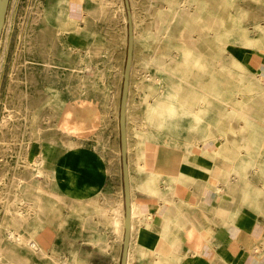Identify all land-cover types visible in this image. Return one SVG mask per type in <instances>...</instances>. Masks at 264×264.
I'll return each mask as SVG.
<instances>
[{
  "label": "crops",
  "instance_id": "1",
  "mask_svg": "<svg viewBox=\"0 0 264 264\" xmlns=\"http://www.w3.org/2000/svg\"><path fill=\"white\" fill-rule=\"evenodd\" d=\"M59 1L46 0L43 10L55 8ZM86 7L91 8L87 0H69V17L82 22ZM194 33L193 38L199 32ZM44 35L54 41L46 31ZM195 43L196 38L189 59L197 67L199 58L195 54L201 53ZM102 46L115 51L118 62L112 61L109 68L108 61L102 59L100 63L97 56L94 102L77 99V89L84 87L88 78L83 68L54 65V81L69 91L61 111L68 129L60 134L62 142L57 140L40 155L46 158V179L38 186L37 179L34 182V187L40 188L35 199L40 207L34 209L30 235L40 244V260L48 264L122 261L126 219L120 134L124 38L107 39ZM223 51L224 63L230 69V89L240 92L244 112L234 114L228 110L210 117L219 120L224 116L227 125L246 126L243 120L250 116L249 110L264 107V49L232 37ZM158 56L153 58L159 62L155 63L158 68L144 71L159 82L149 84L152 88L134 80L139 73L136 59L134 74H130L126 131L132 195L127 264H264V150L258 148L263 136L240 131L236 134L223 127L201 133L198 98L200 92H209L215 86L202 85L204 79L197 83L178 73L174 76L172 69L169 78L167 68L162 74L164 59ZM211 60L216 62L214 57ZM172 83L180 85L178 93L194 98L192 104L184 109L174 98V112L157 114V97ZM208 107L206 102L202 108ZM244 139L255 140V149L248 152L243 148Z\"/></svg>",
  "mask_w": 264,
  "mask_h": 264
},
{
  "label": "rangeland",
  "instance_id": "2",
  "mask_svg": "<svg viewBox=\"0 0 264 264\" xmlns=\"http://www.w3.org/2000/svg\"><path fill=\"white\" fill-rule=\"evenodd\" d=\"M87 1L91 8L86 7V16L82 22L79 21L81 28H85L84 37L77 36L74 29L63 30L60 28V24L69 15V0H60L55 8L48 11L43 10L46 0H11L10 2L0 44L1 264H7V259L3 253L11 248L17 250L23 257L22 264H48L41 261L39 255L34 253L29 246L17 245L11 240L9 233L10 231L18 232L24 238L30 237L32 234L34 210H31L30 205L35 202L39 192L34 187L33 182L38 178L36 182L38 186L41 180L46 179L43 176H37L32 180V172L34 171L32 165L48 147L53 146L55 142H62L60 140L62 131L58 129L54 116L59 110L60 112L63 110L68 92L64 86L54 81V65L75 64L83 68L87 75L89 74L85 86L77 89L78 93L76 92L77 99L82 102L86 100L95 101L96 71L94 70L97 56L100 63L102 59L108 61L109 68L112 67V61L118 62L116 60L117 53L102 46L107 39L117 41L120 37L124 38L125 47L122 60V65L124 63L122 70H124L128 45L125 1ZM230 1L130 0L138 37L133 60L135 65L136 59V70H139V73L137 78L134 77V80L138 79V83L141 85L159 83L154 81L149 72H144L155 67L158 68L155 63L159 64V62L153 61V58L159 57L158 55L164 58L162 63L164 64L163 68L168 70L167 76L172 77L171 69L176 62L178 53L186 47V26L190 25L191 20H198L199 8L202 19L208 16L223 17L224 30L230 31L240 28L244 30L252 26V29L247 30L250 40L255 41L256 38L251 37L252 33L257 37V33L254 32L255 27L260 25L264 27V0ZM211 8L214 10L212 11ZM187 11L191 12L192 15H189ZM44 31L58 43L49 40L44 35ZM232 37H238L245 43L237 32H231L228 40L231 41ZM212 38L213 35L211 34L204 35L199 32L195 43L196 50L201 53V57L204 59L201 62L205 69L202 85L215 86V89H211L209 92H200L201 96H207L211 101V104H208V109L203 113L204 115L202 114L198 120L200 131L223 127L229 129L230 132H237L239 126L227 125L224 122V117L220 118L219 121L210 117L215 113H228V110L234 114H239V111L244 109V104L239 100L241 95L238 89L237 91L230 89V69L224 63L226 58L223 55L222 43L214 40V38L212 40ZM237 41L233 39V42L237 43ZM82 45L91 46L93 50L99 49L101 46L103 50L90 59L83 58L85 47H80ZM212 57L216 58V62L211 61ZM214 71L216 72L213 73ZM143 95L146 98L148 94ZM249 112H251L250 116L243 121L247 122V127L249 125V131L253 136L258 133L264 138V107L259 110L251 108ZM258 148L264 150V140L258 141ZM18 208H22L26 213L28 210L30 211L25 219L19 220L16 217Z\"/></svg>",
  "mask_w": 264,
  "mask_h": 264
},
{
  "label": "bare ground",
  "instance_id": "3",
  "mask_svg": "<svg viewBox=\"0 0 264 264\" xmlns=\"http://www.w3.org/2000/svg\"><path fill=\"white\" fill-rule=\"evenodd\" d=\"M121 1V0H120ZM198 1V0H197ZM225 1V0H224ZM230 1V0H229ZM167 2V1H166ZM204 2V1H203ZM231 2V1H230ZM122 3V2H121ZM200 3H202V2H200ZM133 4V3H132ZM199 4V3H198ZM197 5V4H196ZM224 5H225V3H224ZM134 6H135V4H134ZM199 6V5H198ZM235 6V5H234ZM194 7V6H193ZM200 7V6H199ZM123 8V7H122ZM186 8V7H185ZM209 8H210V6H209ZM196 9V8H195ZM195 9H194V11H195ZM184 10V9H183ZM211 10H212V8H211ZM214 10V9H213ZM212 10V11H213ZM220 10V9H219ZM137 11V10H136ZM171 11V10H170ZM169 11V12H170ZM186 11V10H185ZM184 11V12H185ZM193 11V10H192ZM217 12H218V10H216ZM223 11V10H222ZM160 12H163V11H160ZM168 12V13H169ZM227 12V11H226ZM226 12H224V13H226ZM187 13H189L188 11H187ZM191 13V12H190ZM189 13V15H192V13L190 14ZM195 13V12H194ZM184 14V13H183ZM239 14V13H238ZM138 15V14H137ZM187 15V14H186ZM220 15H221V13H220ZM134 16V15H133ZM188 16V15H187ZM100 17V16H99ZM138 18V17H137ZM197 18H198V20L197 21H193V20H191V23H190V25L186 28L187 30H186V38H185V43H186V48H184L181 52H179L178 54V57H177V59H176V62H175V64H174V66H173V68H172V74H174V76L176 75L175 73H178V74H180V76H182L183 78H185V79H187V80H193V81H197V83L199 82V83H202V81H203V79L205 78V69L203 68V65L201 64V62L204 60L202 57H201V55H197V54H195L196 56H197V58H199V61L197 62V67H195L194 66V64L195 63H193L190 59L192 58L191 57V55H189V53H190V51H189V49H190V47L192 48L193 47V45H194V42H195V38H193V33L194 32H202L204 35H206V34H211V35H213V38H214V40H217V41H219L220 43H222V50H224V45H226V44H228V42H229V40H228V37L230 36V33L231 32H237L238 34H239V36H241L243 39H244V41H245V43H248V44H250V43H252V44H257L259 47H261L262 49H264V27H262L261 25L258 27V26H256L255 27V29H254V32H256L257 33V38L255 39V41H253V40H250V35L248 34V30L247 29H237V30H233V29H231L230 31H227V30H224V24H225V22H224V19H222V18H220V17H214V16H208L207 18H204V19H202V17H201V14H200V8L198 9V16H197ZM123 19H125V18H123ZM187 19H189V18H187ZM195 19V18H194ZM187 21V20H186ZM193 21V22H192ZM133 22H134V17H133ZM139 22V21H138ZM181 22H183L182 20H181ZM189 22V21H188ZM187 22V23H188ZM202 22V23H201ZM162 23V22H161ZM139 24V23H138ZM189 24V23H188ZM136 25H137V23H136ZM233 25V24H232ZM231 25V26H232ZM172 26V25H171ZM60 28L61 29H63V30H67V29H74L75 31H76V35L77 36H79V37H84V31H85V28H81V25H80V23H79V21L78 20H74V19H71L70 17H69V15L67 16V18L65 19V21L63 22V23H61L60 24ZM184 28H185V26H184ZM171 29V28H170ZM226 29V28H225ZM138 30V29H137ZM182 30V29H181ZM139 31V30H138ZM167 31H168V29H167ZM227 31V32H226ZM180 32V31H179ZM194 34H196V33H194ZM171 36V35H170ZM198 38V37H197ZM209 38V37H208ZM213 38H212V40H213ZM183 41H184V39H183ZM137 42H138V37H137V31H136V29H135V23H134V51H133V59H134V53H135V50H136V46H137ZM200 43V42H199ZM209 43H211V42H209ZM93 44V43H92ZM96 44V43H95ZM215 44V43H214ZM213 45V44H212ZM187 47H189V48H187ZM212 47V46H211ZM251 47V46H250ZM213 49V48H212ZM103 50V48L100 46V48L99 49H97L96 48V50H93V48L91 47V46H85V55H82V57L84 58V57H87L88 59H90V58H92V57H94L95 55H97L98 53H100L101 51ZM194 50V49H193ZM210 50V49H209ZM180 51V50H179ZM217 53V52H216ZM194 55V57H196ZM224 55V54H223ZM222 55V56H223ZM193 56V55H192ZM222 56H221V58H222ZM229 57H231V56H229ZM190 58V59H189ZM210 58V57H209ZM164 59V58H163ZM231 59V58H230ZM239 59V58H238ZM84 60V59H83ZM158 60V59H157ZM226 60V59H225ZM87 61V60H86ZM211 61H213V60H211ZM219 61H221V60H219ZM158 62V61H157ZM218 62V61H217ZM209 64H210V62H209ZM228 64H230V63H228ZM83 65V64H82ZM94 65V64H93ZM169 66H171L170 64H168ZM81 66V65H80ZM159 66V65H158ZM223 66V65H222ZM221 66V67H222ZM226 66H229V65H226ZM86 67V66H85ZM164 67V64H163V66H162V68ZM165 67H166V65H165ZM76 68V67H75ZM78 68V67H77ZM90 68V67H89ZM88 69V68H87ZM134 69H135V65H134V60L132 61V65H131V77H132V75H133V73H134ZM73 70V69H72ZM82 70V69H81ZM164 71H165V69H163ZM74 71V70H73ZM95 71V70H94ZM166 72V71H165ZM216 71H214L213 73H215ZM212 73V74H213ZM250 74V73H249ZM254 74V73H253ZM89 75V74H88ZM92 75V74H91ZM260 75V74H259ZM203 76H204V78H203ZM209 76V75H208ZM248 76V75H247ZM255 76V75H254ZM245 77H246V75H245ZM256 77V76H255ZM154 78V77H153ZM157 78V77H156ZM163 78V77H162ZM177 78V77H176ZM250 78V77H249ZM248 79V78H247ZM253 79H255V78H253ZM152 80V79H151ZM158 81L160 80V78H158L157 79ZM257 80V79H256ZM150 81V80H149ZM163 81V80H162ZM178 81V80H177ZM151 82V81H150ZM251 82V81H250ZM257 82V81H256ZM84 83H87V82H84ZM73 84H75V83H73ZM155 84V83H154ZM187 84V83H186ZM203 84V83H202ZM205 84V83H204ZM179 85V84H178ZM177 84H171V85H168V87H167V89H166V91L163 93V95L162 96H160L159 98L157 97V109H156V113L157 114H163V113H166V112H174L175 111V105H174V103H173V99L174 98H176L177 100V102L181 105V106H183V108L185 109V108H187L188 109V107L192 104V100L194 99V98H191V97H187V96H184L183 94H181V93H178V91H177V86H178ZM94 86H95V84H94ZM130 87H129V93H130V90H131V84L129 85ZM148 86H150V85H148ZM165 86H166V84H165ZM180 86V85H179ZM195 86V85H194ZM151 87V86H150ZM198 87V86H197ZM94 88V87H93ZM96 88H97V85H96ZM138 88V87H137ZM145 88V87H144ZM152 88V87H151ZM180 88V87H179ZM178 88V89H179ZM196 88V87H195ZM147 89H148V87H147ZM198 89V88H197ZM143 90V89H142ZM153 90V89H152ZM90 91V90H89ZM92 91V90H91ZM69 92V91H68ZM76 92V91H75ZM159 92V91H158ZM95 93V92H94ZM149 93H151V92H149ZM155 94V93H154ZM158 94V93H157ZM70 95V94H69ZM151 96V95H150ZM258 96H260V95H258ZM130 97V96H129ZM148 97H149V94H148ZM153 97V96H152ZM252 98V97H251ZM250 98V99H251ZM256 98V97H255ZM216 99V98H215ZM249 99V100H250ZM253 99V98H252ZM152 100V99H151ZM155 100V99H154ZM218 100V99H217ZM235 99L233 98V101H234ZM248 100V99H247ZM247 100H245L246 102H247ZM249 100H248V102H249ZM254 100V99H253ZM49 101H50V99H49ZM55 101V100H54ZM182 101H184L183 103H181ZM198 101H199V104H200V110H199V116L201 117L202 116V114L206 111V110H204L202 107L203 106H205V103L207 102L208 104H211V101L207 98V96H199V98H198ZM219 101H221V100H219ZM51 102V101H50ZM57 102V101H56ZM128 102H129V99L127 100V109L128 108H130L129 107V104H128ZM244 102V101H243ZM246 102H244V103H246ZM247 102V103H248ZM238 104H239V102H237ZM246 103V104H247ZM55 104V103H54ZM131 104V103H130ZM256 104V103H255ZM57 106V105H56ZM62 107V106H61ZM230 107V106H229ZM246 107V106H245ZM256 107V106H255ZM258 107V106H257ZM232 108H234V107H232ZM247 108V107H246ZM235 109V108H234ZM240 109H242V108H240ZM261 109V108H260ZM59 110V109H58ZM239 110V109H238ZM237 110V111H238ZM241 111H243V110H241ZM240 112V111H239ZM244 112V111H243ZM146 114V113H145ZM131 115V114H130ZM127 116V115H126ZM146 115H144V117H145ZM246 116V115H245ZM255 116V115H254ZM224 117V116H223ZM222 117V118H223ZM235 117V116H234ZM242 117V116H241ZM54 119H55V121H56V125H57V127H58V129L60 130V131H62V132H64V131H66L67 129H68V125H67V123H66V119L61 115V112H60V110H59V112H57L56 114H55V116H54ZM217 119V118H216ZM227 119V118H226ZM230 119V118H229ZM232 119V118H231ZM231 119H230V121H231ZM235 119V118H234ZM206 120V119H205ZM45 121V120H44ZM129 121V120H128ZM131 121V120H130ZM219 121V120H218ZM223 121V120H222ZM221 121V122H222ZM49 122V121H48ZM132 122V121H131ZM144 122V121H143ZM225 122V121H224ZM237 122V121H236ZM136 123V122H135ZM240 123V122H239ZM34 124V123H33ZM211 124H212V122H211ZM210 124V125H211ZM227 124V123H226ZM246 124V123H245ZM135 125V124H134ZM211 127V126H210ZM248 127H249V125H248ZM247 127V125L246 126H243V124H241V125H239V128H238V130L237 131H240V132H247V133H251L250 131H249V128ZM136 128H138V127H136ZM218 128V127H217ZM57 129V130H58ZM150 129V128H149ZM211 129V128H210ZM233 129V128H232ZM229 130V129H228ZM234 130V129H233ZM210 131H212V130H210ZM197 132V131H196ZM200 132V131H199ZM219 132V131H218ZM227 132V131H226ZM67 133V132H66ZM149 133V132H148ZM201 133H202V131H201ZM209 133V132H208ZM207 133V134H208ZM236 133V132H235ZM239 133V132H238ZM60 134V133H59ZM192 134V133H191ZM210 134V133H209ZM208 134V135H209ZM237 134V133H236ZM235 134V135H236ZM201 134H199V136H200ZM203 135V134H202ZM68 136V135H67ZM217 136V135H216ZM64 137V136H63ZM210 137H211V135H210ZM226 137V136H225ZM245 137V136H244ZM74 138V137H73ZM128 138V137H127ZM200 138V137H199ZM212 138V137H211ZM252 139V137H250V136H248L247 137V139ZM212 139H214V137L212 138ZM216 139V138H215ZM54 140V139H53ZM210 140V139H209ZM245 140V139H244ZM52 141V140H51ZM74 141V140H73ZM201 141H202V138H201ZM216 141V140H215ZM236 141V140H235ZM193 142V141H192ZM187 143H188V141H187ZM216 143V142H215ZM226 143V142H225ZM225 143H223V144H225ZM70 144V143H69ZM73 144V143H72ZM198 144V143H197ZM255 144H256V142H255V140H245V142H242V147L243 148H245L248 152H250V151H252L253 149H255ZM129 145V144H128ZM190 146H191V144H189ZM226 145V144H225ZM228 145V144H227ZM76 146V145H75ZM75 146H74V148H75ZM192 146H194V145H192ZM221 146V145H220ZM234 146V145H233ZM237 146V145H236ZM77 147V146H76ZM80 147V146H79ZM39 148V147H38ZM41 148V147H40ZM39 148V149H40ZM73 148V147H72ZM217 148H219V147H217ZM236 148V147H235ZM239 148H241V147H239ZM239 148H238V150H239ZM234 149V148H233ZM237 149V148H236ZM132 150V149H131ZM227 150V149H226ZM240 151V150H239ZM224 153V152H223ZM238 153V152H237ZM236 153V154H237ZM217 154V153H216ZM218 154H219V152H218ZM221 154V153H220ZM230 154V153H229ZM134 155V154H133ZM132 155V156H133ZM139 154H137V156H138ZM232 155H233V153H232ZM235 155V154H234ZM34 156V155H33ZM129 156V155H128ZM141 157V156H140ZM139 157V158H140ZM205 157V156H204ZM34 158V157H33ZM129 158V157H128ZM131 158V157H130ZM38 159V158H37ZM203 159V158H202ZM205 162H206V160H204ZM130 162V161H129ZM209 162V161H208ZM60 165V164H59ZM45 166H46V158H45V156L43 155L42 157H40L37 161H35V164L34 165H32V170H34L33 172H32V180H34V177H37V176H45V174H46V169H45ZM138 166V165H137ZM24 167V166H23ZM31 170V169H30ZM130 170V169H129ZM237 171V170H236ZM77 172V171H76ZM238 172V171H237ZM62 173V172H61ZM180 173V172H179ZM233 174H234V172H232ZM53 174V173H52ZM259 174V173H258ZM230 175V174H229ZM53 176V175H52ZM51 176V177H52ZM79 176V175H78ZM155 176V175H154ZM157 176V175H156ZM225 176V175H224ZM255 176H256V172H255ZM255 176H253V178L255 177ZM159 178V177H158ZM161 178V177H160ZM242 178V177H241ZM251 178V177H250ZM38 179V178H37ZM63 179L64 180H66L65 179V177H63ZM243 179H244V177H243ZM242 179V180H243ZM247 179V178H246ZM246 179H244V180H246ZM257 179V178H256ZM30 181L31 183L33 182V181ZM130 180V179H129ZM155 180V179H154ZM194 180V179H193ZM237 180V179H236ZM241 180V179H240ZM243 180V181H244ZM57 181V180H56ZM223 181V180H222ZM229 181V180H228ZM242 181V182H243ZM248 181V180H247ZM54 182V181H53ZM58 182V181H57ZM153 182V181H152ZM225 182H226V180H225ZM253 182V181H252ZM34 183V182H33ZM59 183V182H58ZM154 183H156V181L154 182ZM232 183V182H231ZM249 183V182H248ZM133 184V183H132ZM149 184V183H148ZM220 184V183H219ZM254 184V183H253ZM61 185V184H60ZM59 185V186H60ZM62 185H65V184H62ZM223 185V184H222ZM240 185V184H239ZM257 185V184H256ZM32 186V185H31ZM66 186V185H65ZM68 186V185H67ZM149 186V185H148ZM155 186V185H154ZM63 187V186H62ZM61 187V188H62ZM146 187V186H145ZM150 187V186H149ZM240 186H238V188H239ZM23 188V187H22ZM38 188V187H37ZM154 188V187H153ZM229 188V187H228ZM65 189V188H64ZM38 190H40V188L38 189ZM55 190V189H54ZM228 190V189H227ZM261 190V189H260ZM147 191V190H146ZM264 191V190H263ZM133 192H134V190H133ZM165 192V191H164ZM168 192V191H167ZM215 192H217V191H215ZM64 193V192H63ZM135 193V192H134ZM133 193V194H134ZM149 193V192H148ZM38 194V193H37ZM33 195V194H32ZM32 195H29V196H32ZM41 195V194H40ZM130 195H132V194H130ZM202 195V194H201ZM154 196V195H153ZM34 197V196H33ZM263 197V196H262ZM39 199L41 198V197H38ZM71 198V197H70ZM159 198V197H158ZM221 198H222V196H221ZM73 199H75V198H73ZM78 199V198H77ZM132 199H133V197H132ZM223 199V198H222ZM261 199V198H260ZM28 200V199H27ZM38 200V199H37ZM37 200L33 203V204H31L30 205V208H31V210H34L35 208H38V207H40V202L38 203L37 202ZM54 200V199H53ZM79 200V199H78ZM89 200V199H88ZM15 201H17V200H15ZM90 201V200H89ZM203 201V200H202ZM228 202V201H227ZM226 202V203H227ZM258 202H260V201H258ZM85 203V202H84ZM172 203V202H171ZM17 204V203H16ZM20 204V203H19ZM25 204V203H24ZM58 204V203H57ZM80 204V203H79ZM78 204V205H79ZM21 205H22V203H21ZM219 205V204H218ZM217 205V206H218ZM24 206V205H23ZM100 206V205H99ZM198 206V205H197ZM220 206H222V205H220ZM29 207V206H28ZM96 207V206H95ZM133 207V206H132ZM136 207V206H135ZM73 208V207H72ZM108 208V207H107ZM134 208V207H133ZM132 208V209H133ZM138 208V207H137ZM190 208V207H189ZM114 209V208H113ZM139 209V208H138ZM169 209V208H168ZM13 210V209H12ZM102 210V209H101ZM100 210V211H101ZM115 210V209H114ZM186 210V209H185ZM104 211V210H103ZM134 211V210H133ZM178 211V210H177ZM204 211V210H203ZM229 211V210H228ZM9 212H10V210H9ZM30 211L28 210V213H29ZM35 212V211H34ZM41 212V211H40ZM99 212V211H98ZM108 212V211H107ZM119 212H120V210H119ZM137 212H139V211H137ZM136 212V213H137ZM11 213H12V211H11ZM28 213H26L22 208H18L17 210H16V217H18L19 218V220L20 219H25L27 216H28ZM49 213V212H48ZM104 213V212H103ZM111 213H113V212H111ZM110 213V214H111ZM137 214H140V212L139 213H137ZM180 214H181V212H180ZM206 214V213H205ZM120 215H122V213L120 214ZM124 215V214H123ZM132 215H135V214H133V212H132ZM183 215V214H182ZM96 216V215H95ZM95 216L93 217V218H95ZM136 216V215H135ZM138 216V215H137ZM142 216V215H141ZM177 216V215H176ZM39 217V216H38ZM91 217V216H90ZM124 217V216H123ZM32 219V218H31ZM125 219V218H124ZM91 220V219H90ZM110 220V219H109ZM111 220H112V218H111ZM104 221V220H103ZM107 222H108V220H106ZM125 221V220H124ZM170 221V220H169ZM15 222V221H14ZM91 222V221H90ZM112 222V221H111ZM118 222V221H117ZM167 222H168V220H167ZM232 222H233V220H232ZM17 223V222H16ZM119 224H120V222H118ZM125 223V222H124ZM219 223V222H218ZM25 224V223H24ZM29 224H32V223H29ZM108 224H109V222H108ZM133 224V223H132ZM19 225V224H18ZM115 225V224H114ZM117 226V225H116ZM21 227V226H20ZM133 227V226H132ZM117 228H119V227H117ZM116 228V229H117ZM9 229V228H8ZM46 230V229H45ZM120 230V229H119ZM118 230V231H119ZM2 231V230H1ZM113 232H116V231H113ZM9 233V232H8ZM9 237L11 238V240H13L17 245H27V246H29L31 249H32V251L34 252V253H36V254H40V252H41V247H40V244H39V242L37 241V239L35 238V237H27V238H24L23 236H21V234H18V232L17 233H15L14 231H10V233H9ZM201 237V236H200ZM202 238V237H201ZM204 239V238H203ZM108 240V239H107ZM122 241H123V239H122ZM103 243V242H102ZM106 247V246H105ZM43 248V247H42ZM48 249V248H47ZM4 255H5V257H6V259H7V264H22V261H23V257L19 254V252H17V250H15V249H8V250H6V251H4V253H3ZM44 255V254H43ZM51 256V255H50ZM2 257V256H1ZM56 259V258H55ZM55 261V260H54ZM70 262V261H69ZM2 262H0V264H1ZM25 264V263H24ZM66 264H67V262H66Z\"/></svg>",
  "mask_w": 264,
  "mask_h": 264
},
{
  "label": "water",
  "instance_id": "4",
  "mask_svg": "<svg viewBox=\"0 0 264 264\" xmlns=\"http://www.w3.org/2000/svg\"><path fill=\"white\" fill-rule=\"evenodd\" d=\"M127 11V24H128V45H127V58L124 69L123 89L120 104V134H121V153L123 163V175L125 186V205H126V219H125V237L124 248L122 254L121 264H127V253L129 248V239L131 231V202H130V185H129V165L127 156V131H126V113H127V100L129 95V83L131 74V65L133 61L134 51V22L133 12L131 9L130 0H124ZM11 0H0V44L7 20Z\"/></svg>",
  "mask_w": 264,
  "mask_h": 264
}]
</instances>
